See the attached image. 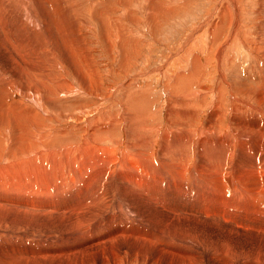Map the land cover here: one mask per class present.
<instances>
[{
  "label": "rangeland",
  "instance_id": "374dc122",
  "mask_svg": "<svg viewBox=\"0 0 264 264\" xmlns=\"http://www.w3.org/2000/svg\"><path fill=\"white\" fill-rule=\"evenodd\" d=\"M219 1L220 0H156L157 3L163 5L162 7L164 9L161 13L165 14L171 11V17H173L164 21L158 19L160 25L152 27V23L149 22L146 17L148 13L146 11L147 8L140 6L141 4L137 0H111L110 7L113 16L121 14L124 10H129L130 13L128 14L136 16L133 20H122L124 28L123 38H128L126 31H129V35L132 33L130 37L132 40L134 39V42L137 39L139 40H137L138 42H136L134 47L132 46L133 43L129 44V46H127L128 48L125 50L127 53L125 52L123 56L121 51L117 48L118 41L111 31L107 30L106 33L101 34V21L96 20V22L92 23L91 27H96L92 28L93 31H91V28H86L87 34L85 35V39L87 44L91 47L89 53L94 57H90V61L92 59L91 63L95 65L97 72L100 74V86L97 87L96 84L91 83L94 77H87L88 85L90 89H92L93 95L87 93L83 89V82L78 79L71 69V72L68 73V77L80 97H76V101L67 100L68 102L66 101L64 103V107L70 109L81 103L83 106H87V111H90L94 108L97 109V106L110 105L104 111L100 110V113L105 114L106 111L107 113H113L114 116L116 115L115 117L120 116L117 118L118 122L113 127V135H115L114 132H116L113 140L116 142L115 146L118 147V149L114 150L116 152L113 151L112 155L117 153L120 149L125 150L124 147L127 144L130 145L132 151H135L138 149V145L142 143L141 141L145 140L143 144L147 143L149 147L139 146V149L140 151H148L147 154L149 155L148 159L150 161V166H144L139 169L137 160L132 157L128 158L125 165H129L128 173L131 175L132 172H134L135 175L142 176L144 180H140V177L137 176L135 181L127 184V190H125L121 187V182L119 180L123 181L122 178L127 172V169L124 168V166L120 167L121 162L117 164L119 159L113 157L109 160L110 163L108 162V164L106 163L107 161L100 157V152L97 155L93 154L94 156H92V154H85L90 150L89 149L84 150V153H77L73 157L68 158L70 160L74 158L72 161L67 159L70 163L65 162L64 159L59 160L61 164L58 163V161L55 164L56 166H51L54 169L51 175L53 176V174L58 172L56 175L58 177L59 174L60 179L58 180L56 177V181H52V183L45 186L43 185V181L38 178L35 185L32 186V188L36 190L35 193L29 191L26 193L9 191L5 197V205L0 206V228L4 230L3 232L0 229V264H11V262L12 264H14V262H17L15 264H24L27 260L28 262H32L31 264H64L68 258L70 262L68 259L65 264H264V175L262 176L264 172V160L262 158L258 159L257 157H249L243 160L242 158H236V156L232 159V165L231 168H229L231 171L230 175L227 174L226 169L225 174L228 176L226 175L225 179L221 177V180H219V172L217 173L212 167L211 169L207 162L203 160L204 156H208L211 160L213 158L214 162L215 156L218 157V151L213 154V150H218L220 149L219 147L216 146L212 149L210 145L201 144V141L204 142L207 138L206 142H208L213 140L211 137L214 138L217 134L220 137L221 134L227 133V117H229V114L221 121L217 119L216 126L213 122V126L218 129L211 131L208 129L207 131L209 133L205 131L207 128V125H205V119L208 116L206 113L207 108L202 110L197 121H191V124H195L193 127L196 128V134L193 140L197 137V141L195 142L192 140L186 145L187 147L190 146V151H187L188 157L183 160L184 163L181 165L178 164L180 163L179 159L174 161L165 156L160 161L156 159L158 154L155 157V155L151 153L158 149L162 142L164 144L168 142L169 135L170 140L172 139L171 133H167L168 135L165 134V130H172L166 120L165 112L162 110L156 111V107L161 105L164 97L163 91L167 89L168 93H170V91L173 90L172 84L175 83L178 85L176 81L172 83V78H174L173 75L175 77L180 75L181 70L184 68L188 70L191 66L189 61L194 58L193 56L198 55L196 58H199L203 50L205 51L203 48L198 51L197 47H195L200 44L199 41L203 37V32H201V30H197V33H192V40H195L197 45L193 44L192 46H194V48L191 47L192 49H186L192 54L189 56V61L186 60L188 56L187 51L184 52L181 50L183 40L187 36V32L190 31L194 25H203L204 22L210 18L208 21L209 29L214 21L218 20V17L220 18V11L216 10ZM238 3L241 5V12L246 16L247 27L249 26L248 29H251V31L256 30L258 0H238ZM213 12L216 13H214L215 15L212 18L211 14H213ZM203 31L205 32L206 29ZM209 37L205 38L204 36L202 42L206 40V43L210 44ZM70 43L69 41L66 43L67 49L59 45L54 46L56 54L60 58L59 60L62 59L66 61L67 59H71L74 53L76 55L77 52L74 49L80 47L72 43L70 45ZM109 43L113 46L112 52H109L107 49ZM58 47L61 49H58ZM233 49H231L232 51L230 50L231 56L232 54H237L240 60L246 58L243 52H240L236 48ZM195 50L198 52L196 53ZM69 52H72V54ZM79 54L77 53L78 56L76 55L74 58L76 61H80V58H82L81 56H83L82 60L89 58H84L83 54ZM63 56H65V58ZM182 56L185 60H182ZM180 65H182V67ZM240 65H243V63ZM87 68L90 69L91 64L87 65ZM89 71L91 73V70ZM169 75L171 77H169ZM139 76L142 77L139 78ZM226 77H229V75H226ZM169 78L170 81L168 82ZM201 78L203 81L200 83L206 85L207 87L204 86L206 89L217 90L220 82L218 80L219 78L214 75V70L211 73L210 71H205ZM122 83L127 86L128 91L131 92V96L134 97L131 104L125 102ZM123 88L125 89L124 86ZM98 89H100V93H103V95H99L100 93L97 91L95 93V90ZM103 96L110 98L105 99ZM205 100L207 102H209V100L211 101L209 97H206ZM58 103H60V101ZM122 106L127 113L123 112L124 108ZM225 107L228 108L230 106L224 105V110L226 109ZM129 109L132 110L129 111ZM181 109L182 107H180V110ZM134 110L136 111L135 114ZM121 117H124L125 120L120 121ZM133 117H137L138 119L135 120ZM58 122H53L51 126L57 125ZM136 122H140V124H138L139 126ZM202 122L204 124H202ZM99 124L101 126L103 125L101 121ZM121 124H123L124 127ZM203 127L205 129H203ZM124 128H128L134 137L138 135L142 139L138 137V140H134L129 136L130 132L127 133V131L126 134H124ZM150 128L159 130L155 131L157 132L156 134L153 131H149ZM221 130L222 133H220ZM144 131L148 132L146 133ZM78 133H81V131ZM144 134L146 135L144 136ZM202 134L204 135L202 136ZM78 135L79 134L75 135V140L77 142L80 139ZM141 135L143 136L141 137ZM161 135L165 139L166 137L168 138L164 140ZM205 135L206 137H204ZM227 136H231L230 133H228ZM143 137H148L149 139L146 138V141ZM248 140H252V142L253 140L256 141L253 138ZM239 141L245 143L244 140ZM231 143L233 144V142ZM47 144L54 149L57 147L58 141L52 138L47 141ZM201 145L203 146V150L201 149ZM107 146H109V144H107ZM83 148L87 149L85 146ZM165 152L166 151H164V153ZM180 152L183 155L181 149ZM17 154L22 155L21 150ZM82 154L84 155L82 156ZM80 156L84 158H80L82 161L84 160L83 162L78 159ZM96 158L97 160H95ZM242 160L244 161L243 165ZM172 162L175 165H173ZM80 163L84 164L80 166ZM107 164L108 166H106ZM57 165L60 167L57 168ZM86 165L90 171H88L86 167H83ZM192 165H194V167ZM195 165L197 167H195ZM70 166L71 168L74 166L76 170L78 169L77 172L76 170L73 171L72 169L74 167L71 169ZM79 166L84 168L83 172L81 170L82 168L80 169ZM151 166L155 168V170L157 169L156 172L153 168H148ZM180 166L187 170L184 176L181 174ZM203 166L204 168L206 166L208 169H204ZM192 167L196 169L194 170ZM222 167L221 165V168ZM170 168H172L174 173L167 171V169ZM55 169L57 172H55ZM223 169L224 167L220 172ZM199 170L203 173H198ZM48 171L50 172V170ZM73 173H75L76 176H74ZM78 173L80 176L77 175ZM204 173L206 174L205 179ZM196 174H200L202 177ZM214 177L218 178L219 182L212 185L214 179H216ZM229 177L231 178L229 179ZM209 178L211 179L209 180ZM140 182H142V184ZM101 183L104 184L105 189L111 191L109 200L108 196H106L108 204L105 205L102 210H99L92 218L85 221L84 218H81L74 226L68 225L69 223H73L78 215L87 212L89 202L91 208L93 207L92 205H94L93 203L91 204V201L99 200L104 197ZM63 185L67 186L63 189ZM141 185H143L144 188ZM147 187H149L151 191H147ZM260 203H262V205ZM5 206L8 207L5 208ZM126 216H128V219ZM46 217H48V219ZM123 217L126 220L123 221ZM57 223H59L60 226L57 225ZM77 223L78 227H75ZM122 223H124V226L133 227L134 230L132 231L134 232L140 230L146 232L147 234L144 233L145 237L147 236L146 239L144 241L139 240L138 242L137 239L132 237H119L121 240L119 238L117 240L115 239L117 234L113 237H108L114 234L115 228L117 229ZM2 224H5L7 228ZM150 233H156L159 238L152 236ZM163 235L169 236L164 237ZM109 238H112V240ZM171 238L172 243L170 242ZM101 240L104 242L97 243L102 242ZM173 241L176 244L173 245ZM168 244H172V246ZM173 251H175L174 254ZM177 252L181 255H178ZM68 254L71 255L68 256ZM58 255L60 257H58ZM43 258H45V260ZM14 259H19V262ZM20 259L21 262L22 260L26 261L21 263ZM28 262L25 264H28Z\"/></svg>",
  "mask_w": 264,
  "mask_h": 264
},
{
  "label": "bare ground",
  "instance_id": "6f19581e",
  "mask_svg": "<svg viewBox=\"0 0 264 264\" xmlns=\"http://www.w3.org/2000/svg\"><path fill=\"white\" fill-rule=\"evenodd\" d=\"M110 1L111 0H0V55H1L0 58V206L5 205L4 203L6 200L5 197L7 196L9 191L20 192V193H26L29 191L35 193L36 190L32 188V186L35 185L38 178H40V180L43 181V185L45 186L49 183H52V181H56L57 179L59 180L60 179L59 174L58 177L56 175L58 173L56 169L60 167V166L58 167L59 164L55 169V172L57 173L53 174V176L51 175V172L52 170L54 171V169L51 166H56L55 164L59 160H64V159L65 162L70 163L68 161L70 159L68 158L73 157L77 153L78 154L82 152L84 153V150H89V149L90 150L85 154L88 155L92 154V156H94L93 154L97 155L100 152V157H102L103 160L107 161L106 163L108 162L110 163L109 160L113 157L115 158L117 157V159L120 160V161L118 160L117 164L121 162L120 167L124 166V168L127 169V172L125 173V175H123L122 178L123 181L119 180L121 182L120 183L121 187L124 188L125 190H127L126 188L127 184H130L131 182L135 181L137 176L140 177V180L142 181L144 180L142 176L135 175L134 172H132V174L130 175L128 173L129 165L128 164H127L128 166L125 165L127 159L132 157L137 160L139 164V169L144 166H148V165L150 166V161L148 159L149 155L147 154L148 151H143L142 149H141L142 151H140L139 149V146H144L146 148L149 147L147 143L143 144V141L145 140L141 141L140 139L142 138H140L138 135H135L136 137H134L128 128L127 129L124 128L123 129L124 134H126V131L127 133L130 132L129 136H131V138H133L134 140L135 139L138 140L139 137L140 138L139 140L142 143L138 145V149L135 151H132L130 145L127 144L124 147L125 150L120 149L118 150L119 154L117 152L114 153V155H112V152L118 149V147L115 146L116 142L113 140V138H115L114 136L116 135V132H114L115 135H113V127L118 122L117 118L120 116L115 117L116 115L114 116L113 113L112 114L107 113L106 111L105 114L100 113V110L104 111L110 105L99 106V107L97 106V109L94 108L95 110L93 109L90 111H87V106H83L81 103L78 104L77 106H73L70 109H66L64 107L65 106L64 103L67 100L76 101V97L79 96V94H77V91L75 90L73 84L71 83L68 77V73L71 72L70 71L71 69L73 70L74 74L78 77V79L83 82V87H84L83 89L87 93L90 94L93 93L92 89H90L88 85L87 77H94L91 83L96 84L97 87L100 86V74L99 72H97L95 65L91 63L92 59L90 61V57L91 58L94 57L89 53L91 47L87 44V41L85 39V35L87 34L86 28L87 29L91 28V31H93L92 28H96V27H91L92 23L96 22V20L101 21L100 24L101 34L106 33L107 30L111 31V33L118 41L117 48L121 51L122 56L126 52L125 50L126 48H128L127 46H129V44L133 43L132 46L134 47V45H136V42L139 41L137 39L138 41L135 40L134 42L133 41L134 39L132 40V38L130 37L132 33L129 35L128 33L129 31H126L128 38L126 39L123 38L124 28H123L122 20L123 19L133 20L136 18V16L128 14L130 13L129 10H124L121 14L113 16L112 9L110 7V3H111ZM137 1L141 4L140 6H144L147 8L146 11L148 13L146 17L147 20L152 23V27H157V25H160L158 19L159 20L162 19L164 21L168 18L173 17V16L171 17L172 14L171 11L162 14L161 12L164 9L162 7L163 5L157 3L156 0H137ZM239 3L238 0L237 1L220 0L218 2V7L216 8V10L220 11L221 19L218 17V20H215L214 23L208 29V21L210 19L209 18L208 20H206V22H204L203 25H196V26L194 25L190 29V31L187 32L186 34L187 36L183 40L181 46L182 51L185 52L187 51L186 49H192L191 47L194 48V46L192 45L196 44V41L192 40L193 37L192 33H197V30L198 31L201 30V32H203L202 38H204V36L205 38L206 37L208 38L210 36L209 37L210 44H207L206 40L205 42H202V38H201V40L199 41L200 44L198 45L196 44L197 46L195 47H197L198 51H200L201 48L205 49V51L203 50L199 58H196L198 57V55L193 54L194 58H192L191 61H189V56H191L192 54L189 51H187L188 56L186 60L191 63L190 68L189 69L187 68L188 70H186L185 68H184L185 70L182 69L181 74L176 77L173 75L174 78H172V83L176 81L178 82V85H176L175 83L172 84L173 92L170 91L171 87L169 90L170 93H168L167 89H166L167 92L164 90L163 91L164 97L162 99L161 105H158L156 107L157 112L160 110L165 112L164 114H166L165 116L166 120L168 121L172 129V130L170 129L165 130V134L171 133L172 139L170 140V135H169L168 142L164 144L163 142L161 143L160 141L161 143L159 145L160 147L158 146L159 148L156 149L157 151L153 149L154 151L151 153L152 155H155V157L158 154L157 155L158 157L156 159H159L160 161L165 156L166 158L169 157V159L171 158L174 161H177L179 159L180 163L178 162L177 163L180 165L184 163L183 160L186 157H188L187 151H190L189 149L190 146L188 145L189 147H187L186 145L193 140V137L196 134L195 133L196 128L193 127V125L195 124H191V121H197L202 110L207 108L206 113L208 114V116L205 119L206 122L205 125H207V128L205 129L203 127V129H205V131H207L208 129H210V131L217 130L218 128L215 127L217 123L216 122L217 119H220L219 121H221L227 117V114H229V117H227L228 118L227 133L221 134L220 137L217 134L216 136H214V138L211 137V139L213 140L208 142H206L207 141L206 138V141H204L206 143L200 140L202 142L201 144L210 145L211 146L210 148L212 149H214L216 146L220 148L218 150L215 149L213 150V154L214 152L218 151L217 152L218 157L214 155L215 156L214 162L212 156H211L212 160L208 158V156L203 157L204 162H207L210 168L212 167L214 170H216L217 173L219 172L218 173L219 180H221L222 178L225 179L227 174L230 175L231 171L229 170V168H231L233 161L232 159L236 156H237L236 158L239 159L242 158L243 160L249 157L250 158L257 157L258 159L262 158L264 160V0H258L259 5L257 7L258 9L256 10L257 28L254 31L248 29L249 26L247 27L248 24L246 22V16L241 12V5ZM214 13L216 12H213V14H211L212 18L215 15ZM204 29H206L205 32L203 31ZM68 41L71 42L72 44L78 45V47L81 48V49L80 48L74 49L78 54L81 53L84 55V58L87 57L89 58L86 60H82L83 56H81L82 58L80 59L82 61L81 60L76 61L74 58L77 55V53L76 55L74 53L71 59H67L66 61L62 59L59 60L60 58L57 56L54 46L59 45L60 47L62 46L66 48L67 45L66 43ZM233 48H236L240 52H243L246 55V58L240 60V57L237 54L234 55L232 54L231 56L230 50ZM58 49L61 48L58 47ZM107 49L109 52H112L113 46L111 43L108 44ZM198 51H196V53ZM70 54H72V52ZM63 57L65 58V56ZM181 58L182 60L183 59L185 60L183 56ZM241 61L243 65H240L242 64ZM90 64H91V68L88 69L87 65ZM180 66L182 67V65ZM89 70H91V73ZM213 70H214V75H216L219 78L218 80L220 84L217 87V90H208V88L206 89L204 87L206 85L200 83L201 81H203L201 77L205 71H210L211 73ZM226 75H229V77H226ZM140 77L142 76H139V78ZM169 77L171 76L169 75ZM76 81L79 82L78 80ZM169 81L170 78L168 79V82ZM123 86L125 87V89L123 88ZM122 90L124 91L125 94V102L131 104L134 97L131 96V92L128 91L127 86H125V84L123 83H122ZM96 91L100 93V89L95 90V93ZM99 95H103V93H100ZM206 97L207 98L209 97L211 101L209 100V102H207L205 100ZM103 98L109 99L110 97L103 96ZM57 101L58 102L60 101V103H58ZM227 101L229 104L227 103ZM224 105H229L230 107L228 108L225 107L226 109L224 110L223 109ZM180 107H182L181 110ZM131 110L129 109V111ZM109 112H110V108H109ZM123 112L127 113L125 108ZM135 113L136 111L134 110V114ZM133 119L136 120L138 118L133 117ZM124 120H125L124 117L120 118V121H124ZM100 121L103 124L102 126L99 124ZM53 122H58V123L57 125L51 126ZM140 122L138 123L136 122L137 125L140 124ZM212 123L215 124V126H213ZM202 124L204 123L202 122ZM121 125L124 127L123 124ZM156 130L159 129H154V128L149 129V131H153V132H155ZM79 131H81V133H78ZM144 132L147 133L148 131H144ZM155 133L157 134V132ZM220 133H222V130ZM228 133H230L231 136H227ZM76 134H79L78 136L82 140L79 139V141L77 142L75 140ZM145 135L146 134H144V136ZM203 135L204 134H202V136ZM142 136L143 135H141V137ZM204 137H206V135ZM52 138L58 141L57 147L54 149L47 144V141ZM167 138L168 137H166V139ZM195 138L196 139H194L193 141L196 142L197 137ZM250 138H253L256 141L253 140L252 142V140H248ZM163 139L166 140L164 137ZM238 139L244 140L245 143L239 141ZM231 142H233V144ZM107 144H109V146H107ZM84 146L87 147V149L83 148ZM231 147L234 149H232ZM202 148L203 146L201 147V149ZM180 149L181 151H183V155L181 154ZM20 150L22 152V155L17 154ZM164 151L166 152L164 153ZM83 155L84 154H82V156ZM198 155H199V151H198ZM80 158L81 156L78 159L79 160L84 159L83 157L81 159ZM97 158L95 160H97ZM73 159L74 158H72V160ZM243 160H242V165L244 164ZM58 163L61 164L60 161ZM82 164L80 163V166ZM108 164L106 166H108ZM173 165L175 164L173 163ZM221 165L224 167V169L221 171L222 173L220 172V170L223 168V167L221 168ZM152 166L148 168L152 169L154 167ZM192 166L194 167V165ZM83 167H86L88 171H90L87 165ZM83 167H80V169L82 168L81 169L82 172L84 169ZM193 167L192 169H194ZM195 167L197 166L195 165ZM205 168L207 167L205 166ZM153 169L155 170V168ZM48 170H50V172ZM72 170L74 171L76 170V168L74 167ZM180 170H181V174L184 176V174L186 173L185 171L187 170H185L181 166H180ZM59 171L61 172L60 169ZM167 171L174 173L172 168L167 169ZM200 171L201 170H199L198 173H201ZM225 171L227 172V174H225ZM263 173L262 176L264 175ZM73 174L74 176H76L75 173ZM206 174L205 176L203 175L204 179L206 177ZM77 175H79V173ZM56 177L57 179H55ZM230 178L231 177H229V179ZM210 179L211 178H209V180ZM219 180L218 178L214 179L212 185L217 184ZM140 183L142 184V182ZM65 186L67 185H63V189ZM101 188L104 192V197H102L99 200L91 201V204L92 203L94 204L92 205L93 207L91 208L89 202L87 212L78 215L75 218L74 222L69 223L68 225L74 226V224H76V222L81 218L82 219L84 218V221L92 218L98 213L99 210H102L103 207L108 204V200L110 199L109 194H111V191L105 189L104 184L102 183H101ZM148 190H150L149 187H147V191ZM106 196H108V200L106 199ZM6 207L8 206H5V208ZM124 217H123V221L126 220L124 219ZM127 217L128 216H126V218ZM46 218L48 219V217ZM2 225L6 227L5 224ZM57 225H59V223H57ZM75 227H78V223L77 226ZM0 229L4 232L2 228ZM132 230H134L133 227L124 226V223H122L121 225L118 226L117 229L115 228V233L108 237H113L117 234L115 236V239L117 240L119 237H123V238L132 237L137 239L138 242L139 240L144 241L146 239L147 236L145 237L144 235V233L146 232H142L141 230L138 232H134ZM150 234L156 238L158 237L156 233H150ZM167 236L169 235H165L164 237ZM109 239L112 240V238ZM103 242L104 241L97 243H103ZM170 242L172 243V238ZM174 244L176 243H174L173 241V245ZM168 245L172 246V244H168ZM174 253L175 251H173V254ZM177 254L181 255L179 252H177ZM70 255L68 254V256ZM58 257L60 256L58 255ZM43 259L45 260V258ZM68 259L66 261H68ZM15 261L19 262V259ZM23 261L26 260H22V262ZM66 261L65 263H67ZM27 262L28 260L25 263ZM15 263L17 262H14V264ZM31 263L32 262H28V264Z\"/></svg>",
  "mask_w": 264,
  "mask_h": 264
}]
</instances>
